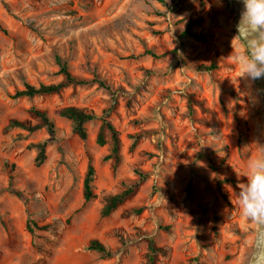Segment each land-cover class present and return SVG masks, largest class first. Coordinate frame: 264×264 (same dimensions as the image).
Instances as JSON below:
<instances>
[{
  "label": "rangeland",
  "instance_id": "obj_1",
  "mask_svg": "<svg viewBox=\"0 0 264 264\" xmlns=\"http://www.w3.org/2000/svg\"><path fill=\"white\" fill-rule=\"evenodd\" d=\"M235 35L228 0H0V264H147L151 238L164 248L156 264H249L255 226L238 192L264 154V109L262 96L250 100L257 82L240 77ZM57 56L89 83L14 97L61 82ZM68 106L96 114L86 139L60 114ZM36 109L54 134L9 127L41 122ZM104 120L118 130L119 161L106 159L109 132L97 143ZM44 141L38 165L32 144ZM133 184L103 217L105 197ZM94 239L112 255L90 249Z\"/></svg>",
  "mask_w": 264,
  "mask_h": 264
},
{
  "label": "trees",
  "instance_id": "obj_2",
  "mask_svg": "<svg viewBox=\"0 0 264 264\" xmlns=\"http://www.w3.org/2000/svg\"><path fill=\"white\" fill-rule=\"evenodd\" d=\"M147 53L154 57H158V55L153 50H148ZM57 59L59 61L60 67H61V73L63 74L64 78L61 82L56 84H42L39 87L34 85H26L25 89L19 90L15 94V98L23 97V96H35L40 94H50V93H59L61 92L65 87L73 84H87L89 81L80 79L77 76L73 75L68 67V63L64 61L60 56H57ZM216 68L215 64H211L210 66H202L201 69L203 70H212ZM95 83H98L100 86L110 89L111 86L107 84L105 80H101L99 78H95L92 80ZM36 115L40 119L41 122L39 123H32L30 120L20 121L17 119L11 120L9 127H21L29 132H34L38 129H40L43 126H47L49 131L54 134L55 133V123L53 120L47 115L45 111H42L40 109L35 110ZM60 114L63 116H66L71 120L72 123V129L74 133H76L81 139H86L88 137V131L86 127V123L90 120H93L96 118V114L93 112H88L86 110L74 107V106H68L60 110ZM107 132L111 135V153L107 155L106 159L108 158H115L116 161H119L120 159V139H119V133L117 128L108 120H104L102 123L98 135H97V143L100 145H105L107 143ZM33 147H35L38 150V154L36 156V163L38 165L42 164L44 160L46 159V141L44 142H38L35 144H32ZM137 174L141 177H145V173L142 170H136ZM94 176H95V168L93 165H89L86 177L84 179V191L83 195L85 198V201H91L96 197V193L94 191ZM11 181L9 187L12 189V191L18 195L22 196V192L19 190H16L14 188V177L13 175L10 176ZM227 181V180H223ZM223 181H220L222 183ZM137 184L133 185H124V188L114 194H109L104 199V204L101 210V215L103 217L109 216L112 212H114L122 203H124L136 190ZM142 212V208H134L131 211H129L127 214H140ZM30 231L33 233L35 230L33 227L29 226ZM46 229V228H42ZM90 249L96 250L103 255L110 256L112 255V251L107 248L105 244H103L101 241L94 239L91 240L89 243ZM164 248L157 247L155 244L154 239H149V252H148V262L147 264H156V254L160 251H163Z\"/></svg>",
  "mask_w": 264,
  "mask_h": 264
},
{
  "label": "clouds",
  "instance_id": "obj_3",
  "mask_svg": "<svg viewBox=\"0 0 264 264\" xmlns=\"http://www.w3.org/2000/svg\"><path fill=\"white\" fill-rule=\"evenodd\" d=\"M242 5L239 20L236 25V35L243 47L236 49V62L239 65L240 77L248 86H254L257 81L264 82V0H238ZM264 96V88H257L256 97ZM245 174L246 183L240 185L238 192L239 206L242 215L255 226V235L251 242L252 258L255 259L257 242L264 232V154L251 159Z\"/></svg>",
  "mask_w": 264,
  "mask_h": 264
},
{
  "label": "water",
  "instance_id": "obj_4",
  "mask_svg": "<svg viewBox=\"0 0 264 264\" xmlns=\"http://www.w3.org/2000/svg\"><path fill=\"white\" fill-rule=\"evenodd\" d=\"M228 1L236 12V25H237L242 5L238 2V0H228ZM257 85L259 88H264V82L257 81ZM262 101H263V109H264V96H262ZM256 248H257V252L255 259L251 257L249 264H264V232L260 234V238L257 242Z\"/></svg>",
  "mask_w": 264,
  "mask_h": 264
}]
</instances>
